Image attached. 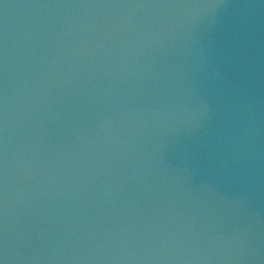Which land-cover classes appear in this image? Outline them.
I'll use <instances>...</instances> for the list:
<instances>
[{"label": "water", "instance_id": "water-1", "mask_svg": "<svg viewBox=\"0 0 264 264\" xmlns=\"http://www.w3.org/2000/svg\"><path fill=\"white\" fill-rule=\"evenodd\" d=\"M4 264H264V0H0Z\"/></svg>", "mask_w": 264, "mask_h": 264}, {"label": "snow or ice", "instance_id": "snow-or-ice-1", "mask_svg": "<svg viewBox=\"0 0 264 264\" xmlns=\"http://www.w3.org/2000/svg\"><path fill=\"white\" fill-rule=\"evenodd\" d=\"M0 264H4V261L3 260H0Z\"/></svg>", "mask_w": 264, "mask_h": 264}]
</instances>
